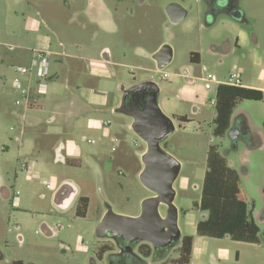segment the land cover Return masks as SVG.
Wrapping results in <instances>:
<instances>
[{
	"label": "rangeland",
	"instance_id": "1",
	"mask_svg": "<svg viewBox=\"0 0 264 264\" xmlns=\"http://www.w3.org/2000/svg\"><path fill=\"white\" fill-rule=\"evenodd\" d=\"M105 1L113 11L112 20H106V30L99 23L105 16L99 0H0V27L16 46L0 45V178L10 192L8 198L0 195V250L4 256L0 264L14 260L24 264H88L99 244L95 230L97 218L105 211L104 201L115 213L139 214L141 200L151 194L138 179L140 154L146 145L129 129L131 119L112 112L110 105H118L121 83L129 85L144 75L158 84V104L175 124L161 145L181 163L174 182V204L181 235L194 238L188 264H264L260 237V242L247 243L198 236L195 228L202 213L194 206L201 195L208 147L215 145L239 173L247 209L264 231V141L248 144L238 139L233 143L227 134L212 135L216 89L232 69L240 73L244 85L264 88V0L243 1L252 22L245 27L227 16L206 26L200 3L179 23H168V0H120L118 8L116 0ZM242 29L246 36L243 33L234 57L220 59L212 52L211 41L225 33L237 36ZM253 33H257V44L252 41ZM43 37L50 51L61 53L50 59V72H58L59 77L47 82L46 91L34 95L32 107L16 106L13 68L23 64L22 54ZM164 42L174 50L172 61L160 69L168 74L167 79H161L149 57ZM78 46L83 50L75 51ZM254 49L258 57L253 59ZM99 50L110 51L114 64L108 73L98 75V88L86 89L82 79L68 76L64 63L73 60L69 56L75 52L89 60ZM190 51L203 55L195 82L184 81L179 74ZM208 73L218 80L210 82V89L202 77ZM38 103L41 107L36 109ZM237 107L247 112L254 131H263L264 94L262 100L245 99ZM182 115L187 121L179 120ZM106 120L108 126L102 124ZM56 146H63L64 154ZM69 149L78 159L77 165L66 164L64 156ZM64 178L75 180L79 194L88 196L84 217L76 216V201L65 211L54 206L52 193ZM57 223L61 228L56 233L44 232L42 225ZM173 257L174 253L168 264H174Z\"/></svg>",
	"mask_w": 264,
	"mask_h": 264
},
{
	"label": "water",
	"instance_id": "2",
	"mask_svg": "<svg viewBox=\"0 0 264 264\" xmlns=\"http://www.w3.org/2000/svg\"><path fill=\"white\" fill-rule=\"evenodd\" d=\"M240 10V9H239ZM171 22L180 21L186 10L178 11L177 17L172 15L171 5L165 7ZM239 12V11H238ZM172 49L169 44H163L152 54L158 69H162L171 61ZM143 87L151 91L143 97L138 95ZM121 98L119 104L113 109L114 113L127 116L131 119L128 127L146 145L140 154L142 169L138 173L141 184L151 193L141 200V210L137 215H123L112 211L109 203L104 201L105 211L97 224V233L120 237L129 242L145 241L154 248L168 247L180 238L181 232L177 224L178 209L174 204V182L179 176L181 163L169 154L161 143L175 130L172 117L167 115L159 106L157 97L158 84L149 79L126 87L120 85ZM136 90L127 99L130 91ZM133 98V99H132ZM226 134L232 142L238 140V130L230 127ZM77 196V187L71 181L62 182L53 193V204L60 210H65ZM165 211H161V206ZM44 232L54 234L49 226L42 225ZM264 241V231L259 233ZM130 246V245H129ZM3 253L0 250V260ZM32 264V263H26Z\"/></svg>",
	"mask_w": 264,
	"mask_h": 264
},
{
	"label": "trees",
	"instance_id": "3",
	"mask_svg": "<svg viewBox=\"0 0 264 264\" xmlns=\"http://www.w3.org/2000/svg\"><path fill=\"white\" fill-rule=\"evenodd\" d=\"M192 56V55H191ZM55 78L51 73L49 80ZM262 100L260 89L219 83L216 89L212 135L222 137L230 128L231 115L242 100ZM179 120L187 121L185 116ZM89 198L80 195L76 200V216L86 215ZM203 217L196 223V234L201 237L224 238L247 243L259 241V226L247 209L239 173L222 156L215 145H209L206 170L199 201L194 204ZM193 252V236L185 234L174 264H188ZM11 264H23L14 260Z\"/></svg>",
	"mask_w": 264,
	"mask_h": 264
},
{
	"label": "flooded vegetation",
	"instance_id": "4",
	"mask_svg": "<svg viewBox=\"0 0 264 264\" xmlns=\"http://www.w3.org/2000/svg\"><path fill=\"white\" fill-rule=\"evenodd\" d=\"M243 1L244 0H168L165 7L169 4L171 5L170 12L174 17H177L178 11L186 10L184 17L182 18L184 19L189 11L192 10L197 3H200L202 6L206 26L212 25V23H215V21L221 16H227L237 24L245 27L248 25H252V22H250V20L247 18V14L243 7ZM165 16L167 18V22L170 23L171 18L167 16L166 13ZM182 19L180 21H182ZM180 21L172 23H179ZM241 32H243L246 36L245 30L242 29ZM252 41H254L255 44L258 43L257 33L252 34ZM163 44L168 43L164 42L161 45ZM240 46L241 43L239 35L233 37L229 33H225V35H223L219 40H213L210 43V49L213 53L220 55V59H224L225 57H234L236 50L239 49ZM171 49L172 61L174 50L172 47ZM254 51L256 52L257 49H254ZM202 56L203 55L200 51L189 52L188 62L182 67L179 73L184 81L195 82L198 74V67L202 61ZM143 80L147 81L149 79H142L140 81ZM140 81H134L127 86L134 85ZM135 91L136 90L130 91V93L127 95V99ZM150 91L151 89L143 87L138 95H143V97H145V95H147ZM134 94L135 95L133 98L138 97L136 96V93ZM238 129V139L247 140V135L251 133L254 140H259V131L252 130V132H250L247 129V126L243 125V123L239 124ZM0 195L4 197V193L0 192ZM103 213L104 210L102 211V214ZM263 220L264 217L261 218V221ZM95 234L99 244L96 246L94 254L89 258L88 264H168L167 260L172 253H174L175 255V257H173L174 260L178 259V249L181 244L182 237L184 236L181 235L179 239L172 242V244H170L168 247L154 248L152 244L145 241H141L138 243H127L120 237L115 238L109 235H100L97 233V230H95ZM258 242H260V239ZM237 256L238 255H236V258ZM3 259L4 256L0 261H2ZM213 264H215V262H213Z\"/></svg>",
	"mask_w": 264,
	"mask_h": 264
},
{
	"label": "crops",
	"instance_id": "5",
	"mask_svg": "<svg viewBox=\"0 0 264 264\" xmlns=\"http://www.w3.org/2000/svg\"><path fill=\"white\" fill-rule=\"evenodd\" d=\"M119 1L120 0H116L115 2H116V7L118 8V6H119ZM165 4V3H164ZM99 7L101 8V10H102V12H104L105 13V16H104V18L102 17V19H101V21L99 22V23H101L102 24V26L103 27H101L102 29H104V30H106L105 29V25L107 24L106 23V20L108 21V20H112V12L113 11H111V10H109V7H108V5H107V2L105 1V0H99ZM162 8H163V5H162ZM108 18V19H107ZM165 21V20H164ZM110 29H111V31H116L115 30V27H110ZM5 30L6 29H4V27H0V45L1 46H5V45H7L8 47H16L15 46V44L14 43H12V42H10L9 40H11V39H9V38H11L10 37V35H8V34H6V32H5ZM108 30V29H107ZM108 31H110V30H108ZM239 37H240V43L244 40V36H243V32H241L240 34H239ZM45 43H46V37L44 38H40V40H39V42H38V45H36L35 47H41V48H45V49H48V50H50L49 48H47L46 46H45ZM35 47H32V48H27V50H28V52H26V53H23L22 54V56L20 57V62H22L23 64H25V63H27L28 61H29V59H30V57H31V54H32V49L33 48H35ZM159 47V46H158ZM158 47H156L153 51H152V53L149 55V57L154 61V64H155V67L157 68V66H156V61L152 58V54L155 52V51H157L159 48ZM158 48V49H157ZM75 51H77V52H80L81 50H83L82 49V47L81 46H78V47H75ZM77 52H75V53H73V54H71L69 57H72V59L73 60H70L68 63H64V65H66V67L65 68H68V76L70 77L71 75H74V77L76 78V81L77 80H79V79H82V81L84 82V84H86V89H91V88H93V89H96V88H98V84H99V78L100 77H98V75L99 74H106V73H108V67L109 66H113V64H114V62L112 61V59H111V54H110V51H108V50H105V51H103V52H101V50H99L98 52H97V54H95V55H93L92 56V58H90L89 60L86 58V57H84V56H82V57H80L78 54H76ZM51 53H52V55H57V56H61V53H59V52H52L51 51ZM258 57V54L256 53V52H253V56H252V58L254 59V58H257ZM171 62V61H170ZM204 68H205V66H203ZM203 67H202V69H203ZM158 69V68H157ZM158 71H160L161 72V75H162V71L160 70V69H158ZM2 73V72H1ZM53 74H54V76H55V78H52V80H49L48 82H50V81H54L55 79H58V77H59V73L58 72H53ZM214 76V75H213ZM202 77H205V76H202ZM215 77V79H216V81H218L217 80V78H216V76H214ZM142 79H152L150 76H148V75H144L142 78H140L139 80H137V81H140V80H142ZM226 78H224V80H225ZM153 80V79H152ZM223 80V81H224ZM88 81H90V82H88ZM91 81H92V83H91ZM94 81V82H93ZM144 81V80H143ZM141 82V81H140ZM87 83H89L88 84V86H87ZM138 83V82H137ZM219 83H222V82H219ZM121 84H124L126 87H128L127 86V84L126 83H121ZM120 84V85H121ZM120 85H119V88H120ZM242 86L243 87H248V88H256V89H260V90H262V92H263V94H264V88H262V87H257V86H251V85H244L243 83H242ZM47 87H48V83H47ZM206 87L208 88V89H210L211 88V83L210 82H207L206 83ZM46 90H47V88H46ZM119 91H120V89H119ZM159 91H160V88H159ZM121 92V91H120ZM37 96V95H36ZM36 98H38V97H36ZM118 101V104H119V102H120V100H117ZM215 101V100H214ZM214 101H213V110H212V112H213V118H214V116H215V111H214ZM116 104V103H115ZM115 104L113 105V104H111L110 106H112V112H113V109L116 107L115 106ZM36 105L38 106L36 109H39L40 107H41V105L38 103V104H35V106L34 107H36ZM30 108V107H29ZM71 110L69 109V117H72L73 116V113L71 114ZM76 113V112H75ZM23 116V115H22ZM183 116V115H182ZM24 117V116H23ZM23 117H21V120L22 121H24V118ZM213 118H212V123H213ZM107 121V120H106ZM240 123H243V125H245V126H247V129L250 131V132H252V121L250 120V118H249V115L247 114V112L245 111V110H243V109H241V108H238V107H236L235 109H234V111H233V113H232V115H231V121H230V127H233V128H235V129H237V130H239L238 129V127H239V124ZM103 124V123H102ZM109 124H110V122H109ZM108 124V125H109ZM104 125V124H103ZM108 125H105V126H108ZM42 126H44V124L42 125ZM46 128V127H45ZM259 131V140H254L253 138H252V135H251V133H249L248 135H247V140H246V142L248 143V144H258V141H262V143H263V141H264V126H263V131H260V130H258ZM45 132V131H44ZM58 136V135H57ZM251 136V137H250ZM56 145V144H55ZM112 147H114V145H112ZM112 147H111V150H112ZM258 147V146H257ZM61 150L62 149V154H64L63 152H64V148H63V146H61V147H57L56 146V150ZM113 152H116V149L115 150H112ZM67 152V157L66 156H64V159H65V162H66V164L67 163H71L72 165H77L76 164V160H78L76 157H74V156H71V155H73V151H72V149H69L68 151H66ZM78 162V161H77ZM230 164V163H229ZM231 165V164H230ZM240 176V175H239ZM71 181V182H73L75 185H76V187H77V196L75 197V199H74V201H73V203L77 200V198L81 195V194H79V185L76 183V181L75 180H73V179H71V178H64L63 180H62V182H64V181ZM61 182V183H62ZM60 183V184H61ZM0 192H2V193H4V198H8L9 196H10V192H9V189L6 187V185L4 184V182L1 180V178H0ZM54 193V192H53ZM53 193H52V199H53ZM53 202V201H52ZM72 203V204H73ZM72 204L70 205V206H72ZM55 206V205H54ZM69 206V207H70ZM56 207V206H55ZM68 207V208H69ZM57 208V207H56ZM68 208H66L65 210H67ZM65 210H62V211H65ZM102 214V213H101ZM103 215V214H102ZM101 216V215H100ZM102 217V216H101ZM202 217H203V214H202ZM99 221H100V217L99 218H97ZM98 221V222H99ZM259 226V225H258ZM260 229V228H259ZM261 231V230H260ZM260 233V232H259ZM189 235V234H188ZM193 243H194V238H193ZM193 247H194V245H193ZM193 250H194V248H193ZM193 253V252H192Z\"/></svg>",
	"mask_w": 264,
	"mask_h": 264
},
{
	"label": "built area",
	"instance_id": "6",
	"mask_svg": "<svg viewBox=\"0 0 264 264\" xmlns=\"http://www.w3.org/2000/svg\"><path fill=\"white\" fill-rule=\"evenodd\" d=\"M51 51L41 47L32 49L31 57L27 64H21L13 68L14 75L12 78V87L18 92V97L15 98L14 104L16 106H24L26 108L32 107L34 103V95L38 92H44L47 88V82L51 75L50 59ZM203 69H205L203 67ZM168 74L162 72L161 79H167ZM204 79L208 82L216 81L215 77L208 73ZM223 84L232 86H242V79L240 73L236 69H232L226 79L222 81ZM104 125H108L109 121H104ZM87 142H93L88 139ZM112 147V150H115ZM19 192L16 191L15 195ZM61 228V224L57 223L50 227L51 231L56 233Z\"/></svg>",
	"mask_w": 264,
	"mask_h": 264
}]
</instances>
